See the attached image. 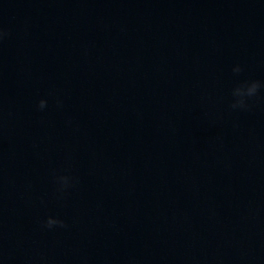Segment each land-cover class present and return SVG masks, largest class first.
I'll list each match as a JSON object with an SVG mask.
<instances>
[{
	"label": "water",
	"instance_id": "1",
	"mask_svg": "<svg viewBox=\"0 0 264 264\" xmlns=\"http://www.w3.org/2000/svg\"><path fill=\"white\" fill-rule=\"evenodd\" d=\"M0 27V264H264V88L229 108L264 0H0Z\"/></svg>",
	"mask_w": 264,
	"mask_h": 264
},
{
	"label": "clouds",
	"instance_id": "2",
	"mask_svg": "<svg viewBox=\"0 0 264 264\" xmlns=\"http://www.w3.org/2000/svg\"><path fill=\"white\" fill-rule=\"evenodd\" d=\"M9 33L0 27V42L3 41V39L8 36ZM234 74H239L243 71L242 67L240 65H236L232 69ZM264 88V82H261L259 80H245L240 83H238L233 89H232V102L229 105V108L233 111L236 110H243V111H249L253 107V103H250V101L254 102L255 98H257L260 90ZM57 105L62 106V101L59 99L57 100ZM47 107V101L45 99H40L37 108L39 110H44ZM54 180L57 185V193H59L58 199H62L64 193L71 187L75 186L76 178L72 177L70 175H56L54 173ZM41 203H44L42 200ZM42 228H45L47 230H53L56 228H64L66 229L68 227V224L61 218L55 217V216H48L44 220L41 221Z\"/></svg>",
	"mask_w": 264,
	"mask_h": 264
}]
</instances>
